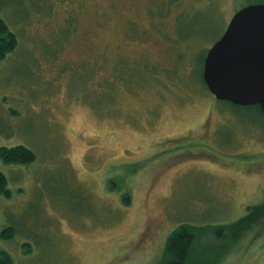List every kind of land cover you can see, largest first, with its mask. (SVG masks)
I'll return each instance as SVG.
<instances>
[{"label":"rangeland","instance_id":"1","mask_svg":"<svg viewBox=\"0 0 264 264\" xmlns=\"http://www.w3.org/2000/svg\"><path fill=\"white\" fill-rule=\"evenodd\" d=\"M260 3L0 0L17 39L0 61V145L35 155L0 161L12 264H155L181 223L213 264H264V115L200 77L231 17Z\"/></svg>","mask_w":264,"mask_h":264},{"label":"water","instance_id":"2","mask_svg":"<svg viewBox=\"0 0 264 264\" xmlns=\"http://www.w3.org/2000/svg\"><path fill=\"white\" fill-rule=\"evenodd\" d=\"M202 80L218 101L259 106L264 114V4H249L229 20L211 45Z\"/></svg>","mask_w":264,"mask_h":264},{"label":"trees","instance_id":"3","mask_svg":"<svg viewBox=\"0 0 264 264\" xmlns=\"http://www.w3.org/2000/svg\"><path fill=\"white\" fill-rule=\"evenodd\" d=\"M223 33V32H222ZM221 33V35H222ZM17 45V39L15 34L10 31L7 24L3 19L0 18V61L4 60L6 55L12 52ZM208 50V49H207ZM207 53V51H206ZM205 53V55H206ZM204 55V58H205ZM201 64V72L200 77L203 83V86L206 88L203 80H202V66ZM119 69L116 70L118 73ZM154 70H152L153 72ZM143 72H136L133 70L132 74H135L134 77L139 78ZM118 76L119 73H118ZM120 80V77H118ZM132 80L130 78L126 83ZM224 104H228L234 107H244L233 105L225 101H219ZM248 108H255L258 112L264 115L259 106H245ZM35 160L34 153L21 145L13 146V147H5L0 145V161L4 164H14V165H28ZM8 182L6 176L0 172V196L9 198L11 196L10 190L8 188ZM125 197H123L124 199ZM125 202V200H123ZM252 211V209H250ZM255 211V210H254ZM216 231L217 237H223L222 232H225L222 226L216 227L213 229ZM198 230L187 223L179 224L167 237L163 253L161 258L155 264H213L212 260L214 259V255L211 254V251H199L197 249L198 238L197 234ZM13 230L10 227L5 228V232L2 235L3 238H12ZM0 264H12L9 255L0 251Z\"/></svg>","mask_w":264,"mask_h":264}]
</instances>
